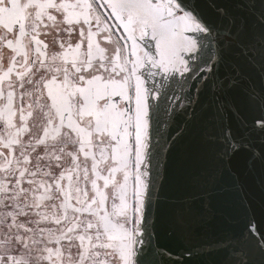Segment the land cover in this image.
<instances>
[{
  "label": "snow or ice",
  "instance_id": "obj_1",
  "mask_svg": "<svg viewBox=\"0 0 264 264\" xmlns=\"http://www.w3.org/2000/svg\"><path fill=\"white\" fill-rule=\"evenodd\" d=\"M238 38L188 0H0V264H168L149 164Z\"/></svg>",
  "mask_w": 264,
  "mask_h": 264
},
{
  "label": "water",
  "instance_id": "obj_2",
  "mask_svg": "<svg viewBox=\"0 0 264 264\" xmlns=\"http://www.w3.org/2000/svg\"><path fill=\"white\" fill-rule=\"evenodd\" d=\"M188 2L222 38H239L231 46L225 40V61L207 88L190 82L197 102L176 118L149 164L153 242L170 252L168 264H264L259 236L246 234L254 220L264 236V131L256 126L264 121V0ZM234 68L241 75L232 84ZM226 129L239 148L222 161Z\"/></svg>",
  "mask_w": 264,
  "mask_h": 264
}]
</instances>
